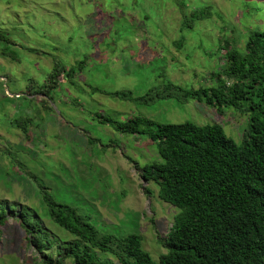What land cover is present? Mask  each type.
I'll list each match as a JSON object with an SVG mask.
<instances>
[{
  "label": "rangeland",
  "instance_id": "obj_1",
  "mask_svg": "<svg viewBox=\"0 0 264 264\" xmlns=\"http://www.w3.org/2000/svg\"><path fill=\"white\" fill-rule=\"evenodd\" d=\"M203 8L201 19L183 26ZM0 28L14 43L0 42V204L14 207V216L25 207L33 210L56 237L38 253L12 216L2 228L0 264L63 257L73 237L46 213L45 192L76 207L102 234H139L157 262L166 252L161 239L179 210L142 176L145 165L161 159L156 145L147 135L101 123L98 115L114 122L140 116L218 124L241 141L250 113L233 107L219 113L204 99L177 92L154 95L153 101L112 93L137 98L168 82L185 89L211 85V73L224 62L220 44L243 47L252 31L264 30V0H0ZM80 61L81 71L59 76L56 90L42 86L56 65Z\"/></svg>",
  "mask_w": 264,
  "mask_h": 264
},
{
  "label": "trees",
  "instance_id": "obj_2",
  "mask_svg": "<svg viewBox=\"0 0 264 264\" xmlns=\"http://www.w3.org/2000/svg\"><path fill=\"white\" fill-rule=\"evenodd\" d=\"M204 10H194L183 26L191 27ZM0 42L7 47L14 44L1 28ZM219 50L225 51L224 62L211 73L209 86L185 89L168 82L162 90L151 89L137 98L126 91L112 94L153 101L154 95L171 97L177 92L184 99H204L219 113L225 107L250 113L241 141L227 136L218 124L159 123L140 116L114 122L98 115L101 123L124 133L147 135L156 145L161 159L145 165L142 176L157 184L161 200L179 210L161 239L166 252L156 262L139 234L121 238L102 234L76 207L55 202L45 192L46 213L73 239L64 246L62 258L44 256L36 258L37 264H63L66 258L73 264H115L113 259L119 264H264V30L252 31L243 47L226 40ZM83 62L56 65L42 86L56 90L59 76L72 78ZM16 126L26 129L28 122ZM19 214L14 216V207L7 210L0 204V239L13 216L36 252L43 253L56 242L33 210L25 207ZM98 251L110 253L113 259L100 258Z\"/></svg>",
  "mask_w": 264,
  "mask_h": 264
},
{
  "label": "water",
  "instance_id": "obj_3",
  "mask_svg": "<svg viewBox=\"0 0 264 264\" xmlns=\"http://www.w3.org/2000/svg\"><path fill=\"white\" fill-rule=\"evenodd\" d=\"M145 182H147L146 180H144Z\"/></svg>",
  "mask_w": 264,
  "mask_h": 264
}]
</instances>
